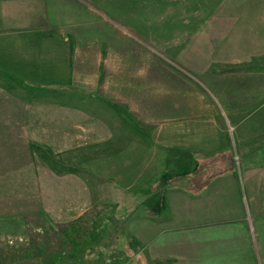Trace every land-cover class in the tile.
<instances>
[{
	"label": "crops",
	"instance_id": "crops-1",
	"mask_svg": "<svg viewBox=\"0 0 264 264\" xmlns=\"http://www.w3.org/2000/svg\"><path fill=\"white\" fill-rule=\"evenodd\" d=\"M174 3L190 23L178 38L264 43V0ZM85 13L98 15L85 0H0V76L15 85L0 87V248L27 233L26 217L75 220L107 187V206L129 208L114 220L142 264H264V73L236 70L234 86H216L222 102L205 92L185 106L178 82L138 79L145 42L101 46V29L76 30ZM227 50L218 67L264 57ZM117 105L141 131L125 149Z\"/></svg>",
	"mask_w": 264,
	"mask_h": 264
},
{
	"label": "rangeland",
	"instance_id": "rangeland-1",
	"mask_svg": "<svg viewBox=\"0 0 264 264\" xmlns=\"http://www.w3.org/2000/svg\"><path fill=\"white\" fill-rule=\"evenodd\" d=\"M85 1L94 8L95 13H98V15L93 17L85 13L84 16H80L77 22L83 23L84 26H79L76 30L87 33L92 29H101L102 34L110 40L107 43L103 41L101 46L108 45L110 49L120 47L125 50L124 54L131 52L130 47L132 44L138 45V42H145L141 43L143 50L141 52L138 50V52L142 56L145 55L147 61L138 62L137 70L140 72L144 70L138 79L143 77L142 83L144 86L146 83L152 85V83L156 82L159 91H161L162 82L164 83V81L166 86H170L169 83L178 82V85H171V88H174V92L177 93L175 99L180 96L179 98L187 101L184 105L188 107L192 105L191 96L194 100H199L200 98L203 101L204 99H201L200 95H204L205 97V92L212 94L213 102L217 105V101L219 103L223 101L221 93L217 92V87L220 85L234 86L236 84L237 76L234 75L236 73V70H234L236 65L234 63L229 62L225 63L226 67H218L221 63L220 61L225 62L224 60L230 58L227 49L232 50L236 45H243L250 47V51L260 49L261 53L264 54V43L256 46L251 45L253 41H246L244 43H242L243 41H207L204 39H184L174 36L173 31L175 29L176 32H179L183 30L180 29L181 25H190L186 15L180 14L185 10V6L179 3L175 5V0ZM181 33L185 34L188 31L184 30ZM223 43L227 45L225 49L222 46ZM260 60L264 62V57L260 58ZM239 63L243 62H235V64ZM134 66L135 63L132 64V67ZM103 68L104 66L101 67V73L104 72ZM120 69L123 68L120 67ZM261 85L264 86V78H262ZM0 87L6 88L11 92L15 85H13L11 79L0 76ZM18 88L19 86L16 85V89ZM171 88L166 89L165 92L172 91ZM208 88L212 91H209ZM169 98L174 99L173 95ZM204 102H208V100ZM167 104L166 102L165 105ZM147 105L149 109L151 104L148 103ZM179 107H181L180 103ZM114 108L112 111H115L113 118L117 125L116 134H114L117 135V149H125V146L127 147L125 140L129 138L127 136L130 134L134 136L136 135L134 133L138 134L141 131L131 121L129 116L127 117L124 114L121 106L117 105ZM142 112L144 114V111ZM191 112L188 111V113ZM155 115L156 112L151 110L148 112V120L143 117V122L147 123L141 127L146 134H152L156 128V126H152V121H156L154 120ZM169 123L170 121L166 120L165 123L160 124ZM133 147L137 148L134 144ZM101 181L104 182L103 178ZM103 184L107 183L104 182ZM118 193L124 198L127 196L124 190ZM109 194H114V191L105 187L101 190V204H97L95 199L94 205L82 213L83 215L91 210L96 209L98 212L102 209L101 214H106L103 220L97 221L90 236V243L84 249L75 251L73 254H67L64 249L58 250L57 253L51 255V257L55 258L57 254L58 264L143 263L140 257H136L137 253L132 251L128 246L127 237L121 224L123 220H114L116 217V219H123L129 208L126 207L127 209L125 210L124 206L120 208L107 206L109 200L106 198H108ZM63 220V217L56 214L42 219L36 217L35 223L29 224L28 229L40 235L48 234L54 231L58 224L70 222ZM28 242V233L23 230V237H16V243L13 245L22 246Z\"/></svg>",
	"mask_w": 264,
	"mask_h": 264
},
{
	"label": "trees",
	"instance_id": "trees-1",
	"mask_svg": "<svg viewBox=\"0 0 264 264\" xmlns=\"http://www.w3.org/2000/svg\"><path fill=\"white\" fill-rule=\"evenodd\" d=\"M234 70L264 73V62L252 60L235 66ZM101 210L98 212L96 209L91 210L73 221L60 223L48 234L40 235L28 229L27 244L0 248V264H58L57 254L55 258L51 257L58 250L64 249L67 254H73L90 243V236L97 221L103 220L106 215L101 214ZM35 218L26 217V224L28 226L34 224ZM155 264L165 263L156 261Z\"/></svg>",
	"mask_w": 264,
	"mask_h": 264
},
{
	"label": "built area",
	"instance_id": "built-area-1",
	"mask_svg": "<svg viewBox=\"0 0 264 264\" xmlns=\"http://www.w3.org/2000/svg\"><path fill=\"white\" fill-rule=\"evenodd\" d=\"M236 160H238V158H236Z\"/></svg>",
	"mask_w": 264,
	"mask_h": 264
}]
</instances>
